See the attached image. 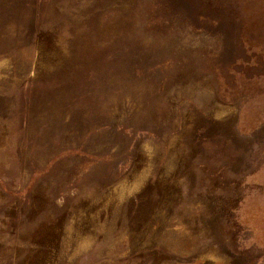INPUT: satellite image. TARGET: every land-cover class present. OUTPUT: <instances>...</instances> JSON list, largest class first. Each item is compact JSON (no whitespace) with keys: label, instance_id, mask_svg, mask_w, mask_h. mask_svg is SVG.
Returning <instances> with one entry per match:
<instances>
[{"label":"rangeland","instance_id":"rangeland-1","mask_svg":"<svg viewBox=\"0 0 264 264\" xmlns=\"http://www.w3.org/2000/svg\"><path fill=\"white\" fill-rule=\"evenodd\" d=\"M0 264H264V0H0Z\"/></svg>","mask_w":264,"mask_h":264}]
</instances>
